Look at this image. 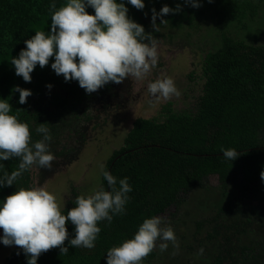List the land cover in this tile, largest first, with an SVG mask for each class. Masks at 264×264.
I'll return each instance as SVG.
<instances>
[{"label":"trees","instance_id":"1","mask_svg":"<svg viewBox=\"0 0 264 264\" xmlns=\"http://www.w3.org/2000/svg\"><path fill=\"white\" fill-rule=\"evenodd\" d=\"M52 2L0 0V99H7L10 114L27 123L33 142L41 138L36 128L47 123L52 134L50 151L55 156L51 169L33 165L15 184L0 187V200L21 187L34 188L36 173L43 184L59 168L78 161L90 139V126L104 112L125 109L126 95L132 89L129 77L87 94L78 81L65 82L62 74H55L50 66L54 57L43 68L37 65L31 82L15 74L12 56L26 47L24 41L36 31H51L52 11L67 0H55L56 9L50 11ZM201 3L194 8L184 0H145L143 10L127 4L128 15L159 43L172 40L186 28L191 32L205 24L214 28L219 43L204 58L202 94L193 107L176 111L170 100L157 116L134 121L121 148L105 164L117 178H129L133 191L126 212L114 215L111 223L98 222L101 232L94 248H74L66 240L67 253L54 247L39 256L38 264H107L108 249L132 238L144 219L162 217L174 207L177 210L163 226L175 230L184 228L186 221L192 224L175 234L179 249L171 242L164 252L156 247L142 264H166L171 257H175L171 264H264V181L260 177L264 170V0ZM165 4L172 8L179 4L181 11L165 15L164 24L158 17L156 32L151 9L159 11ZM86 11L94 14L92 8ZM47 84L53 87L48 89ZM16 85L32 91L25 104L12 91ZM64 136L66 143H62ZM73 138L75 144L69 142ZM230 148L240 153L233 162L221 151ZM0 162L11 173L18 168L19 158ZM211 179L217 184L212 185ZM101 187L108 189L103 175ZM92 192L85 191V185L71 183L62 214L75 207L77 196ZM66 227L69 239L73 238L75 226L66 223ZM164 256L167 260L161 263ZM4 264H27V257L17 247Z\"/></svg>","mask_w":264,"mask_h":264},{"label":"clouds","instance_id":"2","mask_svg":"<svg viewBox=\"0 0 264 264\" xmlns=\"http://www.w3.org/2000/svg\"><path fill=\"white\" fill-rule=\"evenodd\" d=\"M209 3L212 0H208ZM127 4L138 10L145 8V0H67L64 6L52 11L51 31H36L24 41L26 47L10 61L15 74L25 82H31V73L39 65L49 64L56 75H63L65 82L78 81L87 94L96 92L109 82L122 83L126 78L146 79L158 64L159 41L146 33L143 25L132 19ZM185 5L194 8L202 6L201 0H184ZM92 8L94 14L86 11ZM56 9L55 0L50 11ZM175 8L163 5L159 11L151 9V26L158 32L159 25L168 20L164 16L178 13ZM160 18V24L156 23ZM46 87L51 89L52 84ZM13 92L19 93V103L25 104L32 95L30 89L19 85ZM151 105L161 98L179 96V90L170 76L151 81L147 88ZM12 106L7 99H0V161L19 158L18 168L9 173L0 162V187L12 186L24 171L33 165L51 169L55 159L50 151L52 134L47 123H40L36 132L41 138L32 141L27 123L10 114ZM225 159L236 160L240 153L234 149H222ZM108 189L101 187L91 194L76 197L75 207L62 214L60 202L47 188H19L0 200V243L18 246L27 257V264H38V258L54 247L67 253L69 247L92 249L101 232L98 222L111 223L114 215H123L133 191L129 178L114 176L103 163L99 164ZM264 181V170L260 173ZM66 223L75 226V235L69 239ZM163 217L146 218L139 225L132 238L119 246L107 250V264H142L154 248L164 252L172 243L179 249V242L171 226H163ZM204 249L199 250L203 254ZM17 254H20L19 251Z\"/></svg>","mask_w":264,"mask_h":264},{"label":"rangeland","instance_id":"3","mask_svg":"<svg viewBox=\"0 0 264 264\" xmlns=\"http://www.w3.org/2000/svg\"><path fill=\"white\" fill-rule=\"evenodd\" d=\"M181 32L184 34L178 33L179 36H175L172 40L165 38L160 41L161 43L158 45V64L146 79L137 80L130 77L133 85L131 92L126 95L128 98L124 101L125 109L121 111L113 110L109 113L104 112L90 126V139L85 143L78 161L67 167L59 168L60 170L56 174L48 176L43 184L40 183L38 173H36L34 187L43 186L56 194L61 209L69 202L68 187L71 183L76 186L85 185V191L89 190L90 192L100 187L102 171L99 164H107L113 152L121 148L124 136L137 118L157 116L162 111L163 106L170 100L174 102L172 107L176 111H181L190 106L193 107L196 104L199 95L202 94L205 82L202 74L204 58L209 51L216 48L215 46L219 43V36L209 24L201 25L193 32L189 28ZM187 32H190V35L187 36ZM171 33H174V31ZM190 74H193L192 79H190ZM165 75L174 80L180 93L179 96L174 95L168 99L161 98L149 105L148 84ZM160 119L163 118L160 117ZM113 133H116V135L113 136ZM116 136L119 137L118 140ZM67 141L68 138L64 136L62 143ZM69 142L75 144L76 140L73 138ZM210 183L216 185L217 181L211 179ZM186 206L191 208L189 204ZM176 210L175 207L170 208L168 212L163 214V220L169 221V217ZM186 222L183 224L185 230L190 229L192 225ZM184 228L176 227L175 234H182ZM2 234L3 230L0 229V235ZM159 243L160 241H157V247ZM17 247L5 246L0 243V264H4ZM174 259L175 257H171L167 260L164 256L159 261L163 263L167 260L166 264H171Z\"/></svg>","mask_w":264,"mask_h":264},{"label":"flooded vegetation","instance_id":"4","mask_svg":"<svg viewBox=\"0 0 264 264\" xmlns=\"http://www.w3.org/2000/svg\"><path fill=\"white\" fill-rule=\"evenodd\" d=\"M106 123H107V121H106ZM114 153V152H113ZM14 252V251H13Z\"/></svg>","mask_w":264,"mask_h":264}]
</instances>
